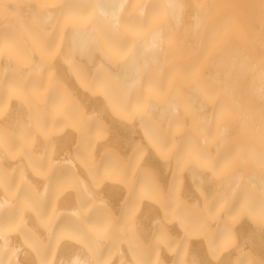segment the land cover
Returning <instances> with one entry per match:
<instances>
[{
	"label": "bare ground",
	"instance_id": "1",
	"mask_svg": "<svg viewBox=\"0 0 264 264\" xmlns=\"http://www.w3.org/2000/svg\"><path fill=\"white\" fill-rule=\"evenodd\" d=\"M0 264H264V0H0Z\"/></svg>",
	"mask_w": 264,
	"mask_h": 264
}]
</instances>
